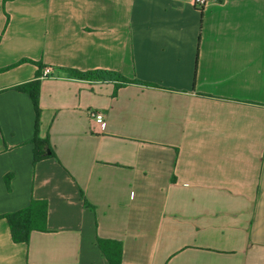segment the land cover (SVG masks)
Returning a JSON list of instances; mask_svg holds the SVG:
<instances>
[{"label": "crops", "instance_id": "obj_1", "mask_svg": "<svg viewBox=\"0 0 264 264\" xmlns=\"http://www.w3.org/2000/svg\"><path fill=\"white\" fill-rule=\"evenodd\" d=\"M37 78L35 164L15 88ZM33 201L47 230L17 244L2 217ZM98 239L122 264H264V0H0V264H110Z\"/></svg>", "mask_w": 264, "mask_h": 264}, {"label": "trees", "instance_id": "obj_2", "mask_svg": "<svg viewBox=\"0 0 264 264\" xmlns=\"http://www.w3.org/2000/svg\"><path fill=\"white\" fill-rule=\"evenodd\" d=\"M39 66L40 69L43 68L42 65ZM65 72L69 76L81 80L117 81L121 82V86L131 83L143 84L138 80L130 81L120 73L114 71L81 72L78 70H67ZM40 75L41 72L39 73V77ZM15 89L28 94L31 97L34 105L36 113L35 136L32 141L35 145L34 163L37 164L45 158H55L56 155L51 149L49 141L42 139L40 135L42 116L40 78L19 85ZM6 182L9 186L11 182V176L6 177ZM2 218L6 219L9 224L13 241L17 244H28L34 231L47 230L48 204L45 201H33L29 207L4 215ZM98 245L110 264H122L123 248L120 242L98 239Z\"/></svg>", "mask_w": 264, "mask_h": 264}, {"label": "built area", "instance_id": "obj_3", "mask_svg": "<svg viewBox=\"0 0 264 264\" xmlns=\"http://www.w3.org/2000/svg\"><path fill=\"white\" fill-rule=\"evenodd\" d=\"M208 4H209V0H194V5L199 10L205 9ZM52 72L53 71L51 68H46L44 74L50 75ZM91 117L98 124L102 125L105 123V115L103 113L92 112Z\"/></svg>", "mask_w": 264, "mask_h": 264}]
</instances>
